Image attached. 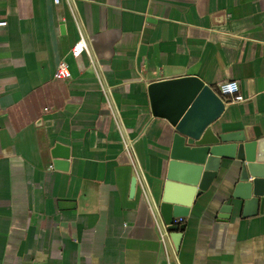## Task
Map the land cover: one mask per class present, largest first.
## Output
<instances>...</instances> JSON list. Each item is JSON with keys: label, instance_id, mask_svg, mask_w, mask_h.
<instances>
[{"label": "crops", "instance_id": "1", "mask_svg": "<svg viewBox=\"0 0 264 264\" xmlns=\"http://www.w3.org/2000/svg\"><path fill=\"white\" fill-rule=\"evenodd\" d=\"M0 22V264H264V213L219 218L224 161L178 248L159 242L176 126L148 92L195 77L223 103L214 133L264 136V0H0Z\"/></svg>", "mask_w": 264, "mask_h": 264}, {"label": "water", "instance_id": "2", "mask_svg": "<svg viewBox=\"0 0 264 264\" xmlns=\"http://www.w3.org/2000/svg\"><path fill=\"white\" fill-rule=\"evenodd\" d=\"M185 87L190 88V93L182 92ZM148 92L153 115L176 126L167 147L161 189L155 203L173 246L178 248L185 228L184 224L174 225L173 221L188 215L194 201L215 181L223 161L228 205L224 203L227 208L222 207L220 214L228 217L219 218L227 220L236 213L245 219L264 213V136L255 131L242 136L214 133L211 123L221 114L223 103L195 77L155 83ZM203 102L207 108L198 119L199 124L187 129L186 124Z\"/></svg>", "mask_w": 264, "mask_h": 264}, {"label": "built area", "instance_id": "3", "mask_svg": "<svg viewBox=\"0 0 264 264\" xmlns=\"http://www.w3.org/2000/svg\"><path fill=\"white\" fill-rule=\"evenodd\" d=\"M55 4L60 3V0H53ZM5 26V22H0V27ZM82 53L88 54V47L84 39L81 37L73 46L71 50V55L73 57H78ZM56 79H68L70 73L68 67L65 63L61 62L58 64L56 72L54 74ZM218 92L222 97H225L229 100L230 103H242L246 99L240 94L239 87L235 81H227L221 83L218 87ZM124 152L130 156V145L124 143L123 145ZM160 221V222H159ZM157 217H154L155 226L158 233V240L164 246L166 242H169V233L167 231V226ZM184 223V219L178 218L173 221L174 225H180Z\"/></svg>", "mask_w": 264, "mask_h": 264}, {"label": "bare ground", "instance_id": "4", "mask_svg": "<svg viewBox=\"0 0 264 264\" xmlns=\"http://www.w3.org/2000/svg\"><path fill=\"white\" fill-rule=\"evenodd\" d=\"M186 128L188 129L189 127L187 126Z\"/></svg>", "mask_w": 264, "mask_h": 264}]
</instances>
